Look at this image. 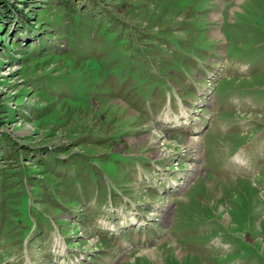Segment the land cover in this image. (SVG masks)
Here are the masks:
<instances>
[{"label": "rangeland", "instance_id": "rangeland-1", "mask_svg": "<svg viewBox=\"0 0 264 264\" xmlns=\"http://www.w3.org/2000/svg\"><path fill=\"white\" fill-rule=\"evenodd\" d=\"M12 3L0 264H264V0Z\"/></svg>", "mask_w": 264, "mask_h": 264}, {"label": "trees", "instance_id": "trees-1", "mask_svg": "<svg viewBox=\"0 0 264 264\" xmlns=\"http://www.w3.org/2000/svg\"><path fill=\"white\" fill-rule=\"evenodd\" d=\"M18 1L25 2L26 0H18ZM61 1L67 4L69 0H61ZM20 12L21 10L15 7V4L12 3V0H0V27L4 28V23H5L4 20L20 22V20L26 19V17L27 19H29L27 14L24 16ZM17 25L18 24H16V26ZM4 30H5L4 32H8V29H4ZM20 30L22 31L23 29L20 27V29H18V31L16 32H19Z\"/></svg>", "mask_w": 264, "mask_h": 264}, {"label": "bare ground", "instance_id": "bare-ground-1", "mask_svg": "<svg viewBox=\"0 0 264 264\" xmlns=\"http://www.w3.org/2000/svg\"><path fill=\"white\" fill-rule=\"evenodd\" d=\"M216 34V33H215ZM187 147H199L200 141L198 140V138H187Z\"/></svg>", "mask_w": 264, "mask_h": 264}]
</instances>
